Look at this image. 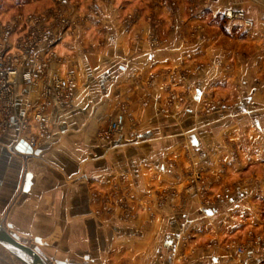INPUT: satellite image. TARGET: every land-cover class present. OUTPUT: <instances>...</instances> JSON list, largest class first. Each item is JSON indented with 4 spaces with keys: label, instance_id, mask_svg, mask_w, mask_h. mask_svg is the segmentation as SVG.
<instances>
[{
    "label": "crops",
    "instance_id": "0c3cea01",
    "mask_svg": "<svg viewBox=\"0 0 264 264\" xmlns=\"http://www.w3.org/2000/svg\"><path fill=\"white\" fill-rule=\"evenodd\" d=\"M169 1L33 11L55 57L0 112V225L49 264H264V0ZM53 76L73 82L67 104L41 96ZM111 121L124 130L102 139ZM193 172L222 199L200 204ZM248 232L240 256L223 246ZM8 261L24 264L0 245Z\"/></svg>",
    "mask_w": 264,
    "mask_h": 264
},
{
    "label": "built area",
    "instance_id": "2783aa9c",
    "mask_svg": "<svg viewBox=\"0 0 264 264\" xmlns=\"http://www.w3.org/2000/svg\"><path fill=\"white\" fill-rule=\"evenodd\" d=\"M66 0H61L65 3ZM26 24V31L14 41L12 34L16 24L0 23V112L8 117L14 107L16 96L15 86L18 76L27 83H33L45 74L49 62L55 57L53 46L57 39L55 27L47 23L42 14H31L22 18ZM59 27L67 24L64 18L59 19ZM74 84L72 81L53 76L50 84L43 87L41 96H57L59 102L67 104L72 96ZM44 105L34 113V119L40 127L42 137H48V119L44 115ZM10 125V123H7ZM123 124L111 121L100 132L102 139H109L114 134L123 132ZM34 144V140L31 141ZM192 187V186H191ZM243 249L238 248V256Z\"/></svg>",
    "mask_w": 264,
    "mask_h": 264
},
{
    "label": "rangeland",
    "instance_id": "374dc122",
    "mask_svg": "<svg viewBox=\"0 0 264 264\" xmlns=\"http://www.w3.org/2000/svg\"><path fill=\"white\" fill-rule=\"evenodd\" d=\"M46 0H0V23H11V24H16L15 30L12 34V40L14 41L20 34L17 33L18 29L21 27L26 29V24L25 22L22 21V18L26 17L27 15L33 14V11H36L40 5L45 3ZM163 4H170L173 5L172 1L169 0H162ZM189 12L192 13V8H188ZM241 12L237 11H225L222 20L224 19H231V18H241L242 17ZM247 24V23H246ZM17 33V34H16ZM155 40H152V44H154ZM175 97V96H174ZM176 101V98L174 99ZM173 100V101H174ZM172 100L170 101L171 103L173 102ZM230 108V104L228 105L227 103H221V102H213L205 106L204 110L207 112H212L215 110H224ZM202 172H193L192 174L189 175V179L187 181V185L189 188L190 186H193V188L196 190V187L198 185L199 192H197V197L199 198L200 204L206 205L211 202V200H218L222 199L220 197V194L217 193L213 197H210L207 195V190L206 186L204 185L203 178L201 176ZM229 239L225 245L223 246L227 249L232 250L235 254H238V248L243 249V253L247 250V248L250 247V244L254 241L255 235L253 232H248L246 235L245 240H240V238L233 237ZM219 243V242H218ZM221 245V244H220ZM217 246V245H216ZM222 246V245H221ZM222 246V247H223ZM12 259V258H11ZM13 260V259H12ZM14 261V260H13ZM8 263H11L8 261ZM12 264V263H11Z\"/></svg>",
    "mask_w": 264,
    "mask_h": 264
},
{
    "label": "water",
    "instance_id": "95a60500",
    "mask_svg": "<svg viewBox=\"0 0 264 264\" xmlns=\"http://www.w3.org/2000/svg\"><path fill=\"white\" fill-rule=\"evenodd\" d=\"M26 145V143H20ZM0 245L24 264H49L33 247L18 241L0 225Z\"/></svg>",
    "mask_w": 264,
    "mask_h": 264
}]
</instances>
